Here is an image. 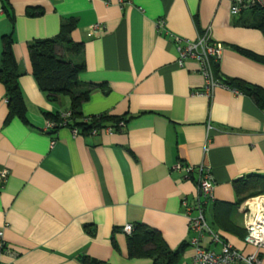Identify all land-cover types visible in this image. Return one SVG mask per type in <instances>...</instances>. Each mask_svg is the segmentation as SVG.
Here are the masks:
<instances>
[{
	"label": "crops",
	"instance_id": "obj_1",
	"mask_svg": "<svg viewBox=\"0 0 264 264\" xmlns=\"http://www.w3.org/2000/svg\"><path fill=\"white\" fill-rule=\"evenodd\" d=\"M5 3L0 0V57L4 38L11 36L27 114L26 120L8 118L7 90L0 82V173L8 171L0 189L3 261L155 264L129 255L131 234L124 227L145 224L179 251L174 264H192L183 200L195 202L198 174L175 166L211 169L215 188L207 218L213 223L216 203L238 201L236 181L264 177V110L237 89L202 94L199 65L192 59L178 64L174 37L196 40L210 31L224 46L219 72L264 89V63L241 52L264 56V33L244 24L252 13L234 16L229 0H8L12 19ZM29 7L42 14L29 16ZM70 18L77 20L72 39L83 46L86 65L79 80L106 88L92 93L83 115L123 119L115 132L106 130L116 125L112 118L96 135H75L69 126L44 132L47 115L70 110L71 102L67 96L51 102L39 88L29 44L58 36ZM161 18L170 34L159 32ZM96 25L105 28L97 31ZM244 203L232 217L242 235L213 228L251 253L254 248L244 242ZM203 242L221 248L208 237Z\"/></svg>",
	"mask_w": 264,
	"mask_h": 264
},
{
	"label": "trees",
	"instance_id": "obj_2",
	"mask_svg": "<svg viewBox=\"0 0 264 264\" xmlns=\"http://www.w3.org/2000/svg\"><path fill=\"white\" fill-rule=\"evenodd\" d=\"M4 9L13 19V13L5 0ZM251 17L244 24L261 30L264 33V8H256L251 12ZM29 16H37L42 11L29 7ZM77 27L75 18L64 19L61 24V32L58 36L50 39L35 40L29 44L30 59L33 68V75L39 88L47 95L51 102H57L62 96L70 98L72 119L68 126L78 128L82 134L90 133L95 127L103 126V121L112 118L116 121L114 127H120L123 119L99 116L91 123L84 122L82 107L92 93L97 89L106 90L105 85L83 83L79 76L86 71L83 59V46L72 39V32ZM204 33V32H203ZM4 52L0 57V82L7 90L9 101L8 118L20 117L26 120L27 109L20 87V78L23 75L14 53V39L11 36L5 37ZM245 55L264 63V56L257 55L248 50L241 49ZM215 71L219 77L231 88L237 89L251 96L257 105L264 110V89L260 86L248 83L240 79L229 80L219 72V64H215ZM49 120L60 121V113L48 114ZM125 123V122H124ZM235 188L239 199L235 204L216 203L214 205L213 223L215 228L225 231L244 232L237 229L233 223V212L250 198L264 195V177L253 175L247 180L236 181ZM214 228V229H215ZM216 230V229H215ZM246 235V234H245ZM244 235V236H245ZM129 255L131 257H150L155 264H174L179 251H171L160 233L148 225L138 224L129 238ZM84 259H87L85 257ZM88 264H108L97 259L86 260Z\"/></svg>",
	"mask_w": 264,
	"mask_h": 264
},
{
	"label": "built area",
	"instance_id": "obj_3",
	"mask_svg": "<svg viewBox=\"0 0 264 264\" xmlns=\"http://www.w3.org/2000/svg\"><path fill=\"white\" fill-rule=\"evenodd\" d=\"M231 3V13L234 16L243 14L246 11H252L256 8H264V0H229ZM160 33L170 34L166 28V19L161 18L157 22ZM97 31H103L105 27L96 25ZM179 53L178 64L183 67L189 59L196 61L200 72L205 78L202 94L211 96L217 88L233 90L225 83L215 71V64H219L224 46L215 42L210 31H205L198 36L196 40H190L180 37H174ZM238 92V90H237ZM60 121L48 120L44 127V132H53L60 127L68 126L72 119L70 110L61 111ZM97 117H85V123H91ZM125 123L121 122L120 127ZM75 135H80L78 128H72ZM108 133L115 132V127L106 129ZM100 127L93 128L90 133L98 134ZM54 144V142H53ZM176 170L186 172L188 175L198 174V195L194 203L188 199L183 200L185 214L189 218L191 231V245L194 247L195 254L192 264H264L262 250L264 249V195L247 200L242 210L244 212V227L246 236L244 242L246 245L254 248L251 253H246L234 247L231 243L223 239L222 233L215 230L207 218V208L209 202L214 200L215 181L211 169L204 165L195 167L179 162L175 166ZM8 180V171L0 173V189H2ZM134 226L128 224L124 227L127 234H132ZM3 231L0 229V241L3 239ZM208 237L211 244L219 245V251L204 246V239ZM3 253L0 251V264H6L3 259Z\"/></svg>",
	"mask_w": 264,
	"mask_h": 264
},
{
	"label": "rangeland",
	"instance_id": "obj_4",
	"mask_svg": "<svg viewBox=\"0 0 264 264\" xmlns=\"http://www.w3.org/2000/svg\"><path fill=\"white\" fill-rule=\"evenodd\" d=\"M251 12H252V11H248L247 14H248V13H251Z\"/></svg>",
	"mask_w": 264,
	"mask_h": 264
}]
</instances>
